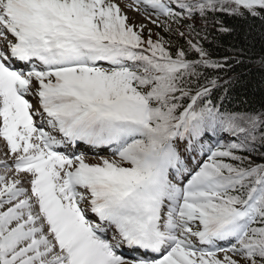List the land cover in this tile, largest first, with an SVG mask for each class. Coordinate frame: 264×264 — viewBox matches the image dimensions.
Listing matches in <instances>:
<instances>
[{
	"label": "snow or ice",
	"instance_id": "6c2138e0",
	"mask_svg": "<svg viewBox=\"0 0 264 264\" xmlns=\"http://www.w3.org/2000/svg\"><path fill=\"white\" fill-rule=\"evenodd\" d=\"M127 7L164 34L116 0H0V264H264V106L224 107L209 28L264 0Z\"/></svg>",
	"mask_w": 264,
	"mask_h": 264
},
{
	"label": "trees",
	"instance_id": "16d2710c",
	"mask_svg": "<svg viewBox=\"0 0 264 264\" xmlns=\"http://www.w3.org/2000/svg\"><path fill=\"white\" fill-rule=\"evenodd\" d=\"M116 1H119L121 5L122 3H133V0ZM122 10L124 11L123 8ZM214 20L220 21L232 31L219 34V25L212 26L211 22ZM129 21L135 22L139 26L133 18L129 17ZM209 21L210 31L213 35H216V42L211 45V50L214 53L213 59L223 60L226 56L230 61V67L226 66L224 70L218 71L222 81L233 80L224 107L233 111L260 109L264 106V68L259 63L261 58L264 57V18L252 16L241 18L226 13H217L215 16H210ZM196 25L199 29L203 25V21L198 19ZM147 27L145 26V36H147L149 30ZM152 32L164 34L159 28L152 30ZM211 39L210 36L209 40ZM220 94H222V90L216 93L217 96ZM84 151L92 150L84 148ZM99 154L107 156L108 152L107 150H100ZM88 155L92 157L91 154ZM253 159L259 162L258 157H253Z\"/></svg>",
	"mask_w": 264,
	"mask_h": 264
},
{
	"label": "rangeland",
	"instance_id": "374dc122",
	"mask_svg": "<svg viewBox=\"0 0 264 264\" xmlns=\"http://www.w3.org/2000/svg\"><path fill=\"white\" fill-rule=\"evenodd\" d=\"M116 2L119 3V1H116ZM123 2H124V1H123ZM119 4H120V3H119ZM125 4L128 5V3H125ZM125 4L122 3V5L120 4V6H121V8L124 9L125 14H126L128 17L133 18V19H134L139 25H140V24H144L145 26H148L147 28H149V29H151V30H156V29L158 28L155 24L151 23L148 19H146L145 16H143V15H141V14L135 12V11H132V10H130L129 8L126 9L127 7H126ZM153 19H155V18H153ZM5 151H6L5 142H4L2 139H0V159H4V158H5V157H4V152H5ZM80 151H83V150L80 149ZM84 152H86V153H88V154H91L92 157H93V155H94L92 151H84ZM89 157H91V156H89ZM92 157H91V158H92Z\"/></svg>",
	"mask_w": 264,
	"mask_h": 264
}]
</instances>
